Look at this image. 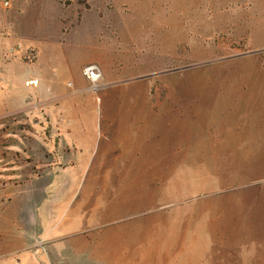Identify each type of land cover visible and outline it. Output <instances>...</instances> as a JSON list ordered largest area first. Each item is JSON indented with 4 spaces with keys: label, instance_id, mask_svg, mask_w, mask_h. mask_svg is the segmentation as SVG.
<instances>
[{
    "label": "rangeland",
    "instance_id": "rangeland-1",
    "mask_svg": "<svg viewBox=\"0 0 264 264\" xmlns=\"http://www.w3.org/2000/svg\"><path fill=\"white\" fill-rule=\"evenodd\" d=\"M260 90L264 0H0V264H264L213 180Z\"/></svg>",
    "mask_w": 264,
    "mask_h": 264
},
{
    "label": "crops",
    "instance_id": "crops-1",
    "mask_svg": "<svg viewBox=\"0 0 264 264\" xmlns=\"http://www.w3.org/2000/svg\"><path fill=\"white\" fill-rule=\"evenodd\" d=\"M262 93L257 94V100L255 102L264 105V91L260 90ZM241 97L237 98L240 99ZM237 113V112H236ZM237 120V118H236ZM235 120V121H236ZM238 124V123H236ZM87 129L81 128H62L61 130H56L59 137L61 135H66L69 141L75 142L79 147H76L75 150H83L80 148L82 140H84L83 133ZM94 133H98L95 129ZM116 130V129H115ZM117 131V130H116ZM213 135L212 137H214ZM219 140L224 144L225 149L229 151L230 149H236L234 156V168L233 170L226 171L221 173V171L214 173L213 180L216 182H223L226 189H233L231 193L234 200L233 204V217L230 220L238 225L239 238L237 241L244 243V241L251 240V243L255 246L254 250H260L257 254L253 255V262L264 263V239H257L254 234L262 233L264 234V109L260 110L253 114V120L251 124H247L245 127L240 130L236 129L233 132L228 131L227 129L220 130V133L217 134ZM111 140L107 143L108 150L121 149L126 144L125 134L120 131L114 132L110 136ZM233 157L228 155V159ZM217 176V177H215ZM215 177V178H214ZM223 187V188H224ZM0 206V210H1ZM4 211H0L2 215ZM0 215V216H1ZM229 221V222H232ZM3 220H0V228L2 229ZM12 231H19V226L17 223H9ZM0 231L3 234V231ZM9 231V230H8ZM246 232L249 233V239L246 238ZM251 233H253L251 235ZM15 235V233H14ZM62 235L54 234L50 231H43L41 239L38 241L39 247L44 248L47 244H57ZM21 242L20 247L17 251L21 249H32V247H38L33 245V240L31 244L25 242L23 236H12L11 239L7 242L9 245L12 242ZM13 251V250H12ZM16 251H13V253ZM261 253V254H260ZM26 264H40L33 260H27Z\"/></svg>",
    "mask_w": 264,
    "mask_h": 264
},
{
    "label": "built area",
    "instance_id": "built-area-1",
    "mask_svg": "<svg viewBox=\"0 0 264 264\" xmlns=\"http://www.w3.org/2000/svg\"><path fill=\"white\" fill-rule=\"evenodd\" d=\"M83 76L96 89L103 79V71L100 66L92 64L83 69Z\"/></svg>",
    "mask_w": 264,
    "mask_h": 264
}]
</instances>
